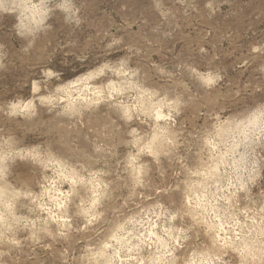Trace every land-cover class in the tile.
<instances>
[{
    "label": "rangeland",
    "instance_id": "rangeland-1",
    "mask_svg": "<svg viewBox=\"0 0 264 264\" xmlns=\"http://www.w3.org/2000/svg\"><path fill=\"white\" fill-rule=\"evenodd\" d=\"M210 263L264 264V0H0V264Z\"/></svg>",
    "mask_w": 264,
    "mask_h": 264
},
{
    "label": "bare ground",
    "instance_id": "bare-ground-1",
    "mask_svg": "<svg viewBox=\"0 0 264 264\" xmlns=\"http://www.w3.org/2000/svg\"><path fill=\"white\" fill-rule=\"evenodd\" d=\"M160 115V114H159ZM257 118V117H256ZM256 121V120H255ZM255 121L253 120V123H255ZM115 236V235H114ZM116 239V238H115ZM121 239V238H120ZM121 244V243H120ZM246 247V246H245ZM119 256V255H118ZM108 261H110L109 259H107ZM211 264V263H210ZM213 264V263H212Z\"/></svg>",
    "mask_w": 264,
    "mask_h": 264
}]
</instances>
